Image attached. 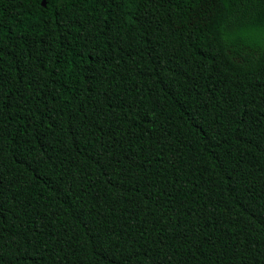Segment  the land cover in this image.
Returning <instances> with one entry per match:
<instances>
[{"label":"trees","instance_id":"obj_1","mask_svg":"<svg viewBox=\"0 0 264 264\" xmlns=\"http://www.w3.org/2000/svg\"><path fill=\"white\" fill-rule=\"evenodd\" d=\"M0 0V264H264V0Z\"/></svg>","mask_w":264,"mask_h":264},{"label":"water","instance_id":"obj_2","mask_svg":"<svg viewBox=\"0 0 264 264\" xmlns=\"http://www.w3.org/2000/svg\"><path fill=\"white\" fill-rule=\"evenodd\" d=\"M42 6H45V1L44 0L42 1Z\"/></svg>","mask_w":264,"mask_h":264}]
</instances>
